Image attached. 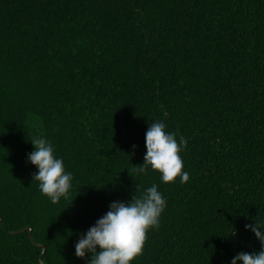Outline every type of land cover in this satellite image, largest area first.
Returning a JSON list of instances; mask_svg holds the SVG:
<instances>
[{
	"label": "trees",
	"instance_id": "16d2710c",
	"mask_svg": "<svg viewBox=\"0 0 264 264\" xmlns=\"http://www.w3.org/2000/svg\"><path fill=\"white\" fill-rule=\"evenodd\" d=\"M157 120L187 140V183L132 172ZM36 136L69 199L33 180ZM153 184L167 206L131 264L261 250L245 225L264 221V0H0V264H86L80 236Z\"/></svg>",
	"mask_w": 264,
	"mask_h": 264
},
{
	"label": "clouds",
	"instance_id": "9594fccd",
	"mask_svg": "<svg viewBox=\"0 0 264 264\" xmlns=\"http://www.w3.org/2000/svg\"><path fill=\"white\" fill-rule=\"evenodd\" d=\"M166 128L167 125L160 120L149 125L145 134L147 151L144 163L135 165L132 172L147 174L151 167L161 174L165 184L174 183L177 178L182 184L187 183L190 175L183 170L184 162L180 155L187 147V140L184 137L177 140V134L167 132ZM30 142L34 150L27 155V159L38 169L33 174V180L39 182L41 193L53 204L61 198L69 199L73 176L66 172L63 160L56 157L53 145L40 136L33 137ZM136 147L132 145L133 155ZM166 206L167 201L156 184L144 189L139 196L133 195L127 203H111L109 211L80 236L75 244V255L84 259L91 254L86 264H131L143 254L149 230L159 228ZM245 229L255 234L261 243V250L258 253L240 252L231 264L238 261L240 264H264V221L246 224Z\"/></svg>",
	"mask_w": 264,
	"mask_h": 264
},
{
	"label": "rangeland",
	"instance_id": "374dc122",
	"mask_svg": "<svg viewBox=\"0 0 264 264\" xmlns=\"http://www.w3.org/2000/svg\"><path fill=\"white\" fill-rule=\"evenodd\" d=\"M27 122L28 124L32 127V128H35L37 129V126H38V122L36 120V118L33 116V115H28L27 116Z\"/></svg>",
	"mask_w": 264,
	"mask_h": 264
}]
</instances>
